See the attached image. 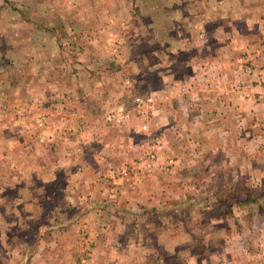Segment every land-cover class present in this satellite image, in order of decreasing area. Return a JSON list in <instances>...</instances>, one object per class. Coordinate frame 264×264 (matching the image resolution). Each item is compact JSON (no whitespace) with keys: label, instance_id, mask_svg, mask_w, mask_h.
<instances>
[{"label":"rangeland","instance_id":"374dc122","mask_svg":"<svg viewBox=\"0 0 264 264\" xmlns=\"http://www.w3.org/2000/svg\"><path fill=\"white\" fill-rule=\"evenodd\" d=\"M229 1L240 4L235 7L237 10H241L243 4L244 8H249L250 16L259 21L249 24L251 31L263 36L260 29H264V0ZM219 7L225 9L223 11L231 8ZM111 9V6L107 8L109 12ZM123 9L135 12L129 13L127 18L138 16L141 21H130L126 30L117 32V40L122 41L120 61L105 60L104 57L102 61L110 70L103 73L108 71V81L116 84L113 90L110 89L111 92H120V96L123 93L122 99L130 94L131 97L136 96L132 102L117 103L118 96L113 97L114 102L105 100L101 104V101H95L90 110L92 116L84 115L75 120L97 128L105 126L116 130L120 137L117 143L120 151L135 154L130 163L120 167L116 179L126 178L122 170L132 176L136 173L144 175L148 170L154 171L155 176L167 173L168 180L153 183L145 182L149 180L145 177L137 181L119 180L117 184L129 186L141 196L130 200L135 205L128 206L130 210L125 207V204H129L126 196L109 197L102 193V186H99L102 181L81 182L80 178H93L102 170L98 160L91 159L98 157L99 152L91 151L88 166L77 164L84 158V151L81 150L70 155L71 166L58 165L68 154L62 149L63 143H81L78 141L79 134L55 129L52 124L57 120L54 119L57 109L67 106L61 104L54 109L47 100L41 102V107L39 104L35 106L34 90L26 89L23 92L18 85L8 88L5 84L4 76L10 75L16 81L18 71L4 70L0 73V257H20L22 251L25 253L24 264H34L33 257H45V251L50 257L55 251L47 246L53 240L55 230L73 229L76 226L69 237L73 239L74 248L69 251L68 258H61L62 264H82L81 260L85 264H264V128L261 133L245 137L237 134V138L235 134L223 135L222 131H214L211 139L210 135L207 139L212 144L211 149L200 150L192 145L194 140L188 138L190 134L187 129L186 135L181 137L171 130V148L164 150L162 140L157 138L162 134L161 130H168V125L162 128V122L170 119L155 118L149 122L145 117L170 107L164 99L146 91L145 85L146 67L153 60L149 51L148 31L158 23L153 25L145 20L140 4L128 5ZM187 10L191 8L187 7ZM209 11L202 10V14L208 16ZM242 25L241 22L234 24L233 28L239 26V29L228 47L234 51L232 59L239 58L235 66L245 69L244 61L248 56L245 49L250 56L258 54L256 49L259 48L263 50L259 55L264 56V39L257 36L246 39L245 36L253 34L245 35V29H240ZM216 52L218 61L228 59L219 50ZM162 53L161 48L157 49L156 62L163 60L165 56ZM200 56L197 58L200 64L211 65L216 61L210 60L206 54ZM261 71L263 68L257 70L255 66H250L247 72L240 71L233 92L229 89L231 99L235 98L236 101L233 99L221 107L250 101L252 105L264 108V91L261 87L264 85V75ZM87 73L97 79L102 72L83 70L79 76V70L73 69L63 71L62 77L66 80L85 78ZM63 96L66 97L67 93ZM136 97H153L154 102L148 107L144 106L145 103L137 105L134 102ZM64 99L60 98L62 101ZM221 102L226 101L222 99ZM182 104L179 106L191 111L213 109L214 106L213 102L210 107L190 97ZM124 107L129 108L132 114L138 113H127L119 122H115V118L106 122L105 114L113 115L117 109ZM145 109L148 113L142 119L141 113ZM154 120L157 123L151 124ZM218 122L214 121V125ZM247 124L248 120L245 119V126ZM153 125L158 130L151 142L149 135ZM240 128L241 124L237 131ZM209 132L208 129L202 137H207ZM132 134L137 135L136 145L131 143L134 141H128ZM183 138L184 147L177 150V142ZM100 140L98 138V144ZM109 156L113 157L114 153L111 152ZM141 163L144 165L142 172L138 170ZM156 168L159 171L156 172ZM249 198L255 201L246 202ZM90 208L106 213L103 217L108 221L105 226L102 223L98 228L92 227L95 230L91 228L88 233L87 219L91 216L87 215ZM120 213L119 222L116 219ZM41 247L45 249L41 251Z\"/></svg>","mask_w":264,"mask_h":264},{"label":"crops","instance_id":"0c3cea01","mask_svg":"<svg viewBox=\"0 0 264 264\" xmlns=\"http://www.w3.org/2000/svg\"><path fill=\"white\" fill-rule=\"evenodd\" d=\"M135 4H140V7L144 9L146 21L153 25L158 23L154 28L151 26L148 31L149 51L151 50L150 55L153 60L150 61L151 65L146 67L147 81L145 85L146 91L161 97L164 102L169 103L170 107L159 113H149V116L146 115L148 110L145 109L141 113V118L146 115L149 122L155 118L170 119L162 122V128L168 125V130H161L162 134L157 138L162 140L164 150L171 148L169 143L171 130H173L172 133L176 132L181 137L183 134L186 135L187 129L190 134L188 138L194 140L192 145L199 150L200 148L211 149L212 144L208 143L207 139H209V135L211 139L214 131H222L223 135L235 134V137L237 134H242L245 137L252 133H261L264 128V108L261 105L255 106L248 101L241 104L230 103L231 105L221 107L233 99L234 102L236 101L235 98L231 99L232 95H230L229 89L233 92V85L235 83V86L237 85L240 71L247 72L250 66H255L257 70L263 68L261 74L264 75V56L259 55L263 50L257 48L258 54L249 56V51L245 49L248 56L245 57V66H243L245 69H243L235 66L239 62V58L232 59L234 51L228 47L233 43V37H235L233 35L239 29V26H236L237 29L233 28L236 22L243 23L240 29H245V35L253 34L245 36L246 39L255 36L264 39V29H260L263 36L251 31L249 24L259 21L250 16L249 8H244L245 4L241 10H237L235 7L240 4L229 0L226 2H221V0H0V73L4 70L18 71L15 74L16 81L10 75L4 76L6 86L13 88L18 85L23 92L26 89L34 90L35 106L39 104L41 107V102L44 100H47L54 109L61 104L67 106L64 109H57L56 117H54L57 120L52 124L55 129L79 134L78 141L81 143H76V145L71 141L63 143L62 149L68 154L65 160L58 162V165L71 166L70 155L81 150L84 151V158L77 164L88 166L91 151L94 149L96 154L98 151V157L91 159L98 160L102 170L93 178L90 176L84 179L80 178V181L84 183L102 181L99 184L102 186L100 188L102 193L109 197L126 196L129 203L125 204L127 208L135 206L130 200L141 196L129 189V186L117 184L119 180L129 179L128 181H131L133 179L137 181L145 177L149 178L145 182H162L168 180L167 173L155 176L154 171H148L145 167L147 173L144 175L136 173L132 176L131 173L126 174L127 172L122 170V175L126 178L117 177L116 179L120 167L130 163L135 154L133 155L131 152L125 154L122 150L120 151V147L117 145L120 137L116 130L107 129L105 126L97 128L95 125L78 122L75 119L84 115L92 116L90 110L95 101H101V104L105 103V100L114 102L113 97L118 96L117 103L132 102L136 96L131 97L130 94L128 98L123 97L124 99H122L123 93L120 96V92L110 91L116 87V84L108 81V77H110L108 71L103 73L110 68L105 66L102 61L104 57L105 60L120 61L119 55L122 49L120 43L122 41L117 40V32L126 30L130 21L133 23L141 21L138 16L127 18L132 10H124L123 7L135 6ZM109 6L113 7L110 12L107 10ZM219 6L231 8L226 9V11L228 10L226 13L223 11L225 9ZM187 7H190L191 10L188 11ZM205 9L210 10L208 16L202 14V10ZM212 9L215 11L214 13ZM231 28L233 29L231 30ZM160 48L165 57L160 62H156L154 57L157 55V49ZM218 50L228 59L218 61L216 52ZM201 54H206L210 60L216 61L211 65L200 64L197 58H200ZM113 64L115 66V63ZM73 69L79 70V76L82 75L83 70H96L102 73L101 77L97 79L88 73L85 78L63 79V71ZM245 76L247 77L246 74ZM246 82L250 81L246 80ZM127 84L129 83L127 82ZM261 87L264 91V85ZM65 93H67L66 97L63 96ZM189 97L210 107L213 102V109L191 111L180 107L183 105L182 102ZM60 98L65 99L62 101ZM222 99L226 102H221ZM175 100L176 103H174ZM77 105L81 107H72ZM117 110L122 112V117L132 112L127 107ZM137 113L133 112V114ZM148 119L147 124L149 123ZM198 119L199 121H197ZM245 119L248 120L246 126ZM214 121L219 122L214 125ZM155 123H157L156 120L151 124ZM240 124L242 129L237 131ZM151 128L149 136L152 142L153 134L156 133L158 127L156 126L157 129H155L153 125ZM208 129L210 132L207 137H202ZM94 136L95 138H93ZM132 136L134 137L130 139ZM98 138H101L99 144ZM163 138L165 139L163 140ZM184 138L177 142V150L184 147ZM137 139V135L133 134L128 137V141H134L131 142L133 145H136ZM96 141L97 144H95ZM57 145H59L58 142ZM54 148L52 147V149ZM134 149L135 146L132 150ZM111 152L114 153L113 157L109 156ZM143 166V163L139 164L140 172H142ZM157 171L159 169L156 168ZM114 183L116 184L114 185ZM72 189L73 187L70 188V190ZM104 215L106 213L103 214L101 210L90 208L87 215V217L91 216L87 219L88 233L92 227L98 228L102 223L103 226L107 225L108 219L103 217ZM116 221H121V213ZM65 226L68 227V224ZM75 228L76 226L73 229L55 230L52 234L53 240L47 244L55 251L51 250L50 257L46 255V251L44 252L45 257H33V263L62 264L61 258H68L69 251L74 248L73 239L69 237L73 230H76ZM93 228L92 230H95ZM44 249L45 247L40 248L41 251ZM65 255L67 257H64ZM24 260L25 253L20 251V257H0V264H24ZM81 263L85 264L83 260Z\"/></svg>","mask_w":264,"mask_h":264},{"label":"built area","instance_id":"2783aa9c","mask_svg":"<svg viewBox=\"0 0 264 264\" xmlns=\"http://www.w3.org/2000/svg\"><path fill=\"white\" fill-rule=\"evenodd\" d=\"M134 102H135L137 105H141V104H144V103H145L144 106H145V107H148L149 105H151V104L154 102V99H153V97H150V98H147V99L136 97V98L134 99ZM148 104H149V105H148ZM121 113H122L121 111L116 110V111L113 113V115H112V113L109 114V115H107V116L105 117L106 122H111V121L113 120L112 118H115V120H114L115 122H119L120 119L123 118Z\"/></svg>","mask_w":264,"mask_h":264},{"label":"trees","instance_id":"16d2710c","mask_svg":"<svg viewBox=\"0 0 264 264\" xmlns=\"http://www.w3.org/2000/svg\"><path fill=\"white\" fill-rule=\"evenodd\" d=\"M249 201H255V199L254 198H249L246 202H249Z\"/></svg>","mask_w":264,"mask_h":264}]
</instances>
